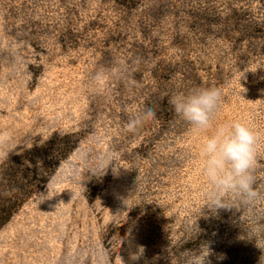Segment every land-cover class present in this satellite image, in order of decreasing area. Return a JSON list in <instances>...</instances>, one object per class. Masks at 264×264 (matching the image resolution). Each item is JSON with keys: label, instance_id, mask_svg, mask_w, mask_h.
I'll return each mask as SVG.
<instances>
[{"label": "rangeland", "instance_id": "obj_1", "mask_svg": "<svg viewBox=\"0 0 264 264\" xmlns=\"http://www.w3.org/2000/svg\"><path fill=\"white\" fill-rule=\"evenodd\" d=\"M211 87L194 131L170 99ZM233 121L256 134L259 197L217 208L200 149ZM54 140L0 264H264V0H0V164Z\"/></svg>", "mask_w": 264, "mask_h": 264}, {"label": "clouds", "instance_id": "obj_2", "mask_svg": "<svg viewBox=\"0 0 264 264\" xmlns=\"http://www.w3.org/2000/svg\"><path fill=\"white\" fill-rule=\"evenodd\" d=\"M221 92L219 88H194L188 93L174 94L170 103L175 112L185 120L194 131L200 132L211 126L212 118L219 107ZM155 115L151 108L146 109L135 124ZM132 125H129L131 128ZM257 137L253 129L244 122L233 121L218 125L211 136L205 138L201 146L203 173L211 185L209 204L219 208L220 194L234 191L245 203L259 197L253 187V169L256 164ZM208 255H198L189 264H211Z\"/></svg>", "mask_w": 264, "mask_h": 264}, {"label": "trees", "instance_id": "obj_3", "mask_svg": "<svg viewBox=\"0 0 264 264\" xmlns=\"http://www.w3.org/2000/svg\"><path fill=\"white\" fill-rule=\"evenodd\" d=\"M62 141L14 154L0 164V230L41 190L65 155Z\"/></svg>", "mask_w": 264, "mask_h": 264}]
</instances>
